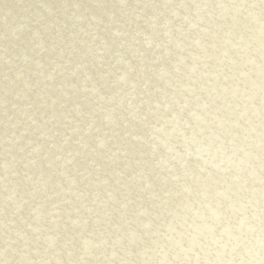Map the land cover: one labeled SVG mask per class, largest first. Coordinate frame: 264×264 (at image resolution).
Listing matches in <instances>:
<instances>
[{"label":"rangeland","instance_id":"374dc122","mask_svg":"<svg viewBox=\"0 0 264 264\" xmlns=\"http://www.w3.org/2000/svg\"><path fill=\"white\" fill-rule=\"evenodd\" d=\"M0 264H264V0H0Z\"/></svg>","mask_w":264,"mask_h":264},{"label":"bare ground","instance_id":"6f19581e","mask_svg":"<svg viewBox=\"0 0 264 264\" xmlns=\"http://www.w3.org/2000/svg\"><path fill=\"white\" fill-rule=\"evenodd\" d=\"M161 8H162V7H161ZM173 8H175L174 5H168V7L166 6V7H163L162 9H163V10H167V11H169V9L172 10ZM146 18H147V17H146ZM67 22H68V21H67ZM62 23H63V22H61L60 24H62ZM68 23H69V22H68ZM63 24H64V23H63ZM161 31H162V29H161ZM158 32H159V30H158ZM155 35H156V34H155ZM158 37H159V36H158ZM158 37H157V38H158ZM189 44H190V42H189ZM126 55H127V53L125 52L124 55H123V57H127V60H128V61L131 60V59L133 58L132 55H127V56H126ZM101 67L103 68V65H102ZM99 69H101V68H99ZM97 72H98V70H97ZM120 90H121V89H120ZM121 93H123V92L121 91ZM140 95L143 96V98H142L143 100L145 99V100L147 101V97H148V96H147L146 92H142V90H141L140 92H138V94H136V97H135V98H137V97L139 98ZM135 98H134V99H135ZM133 103H136V102L134 101ZM155 129L158 131L157 128H155ZM36 130H37V129H36ZM39 130H40V129H39ZM156 130H152V131H151V135L157 133ZM145 135H146V134H145ZM133 145H135V143H133ZM133 145H132V146H133ZM67 219H68V217H67ZM134 235H135V234H131L132 237H133Z\"/></svg>","mask_w":264,"mask_h":264}]
</instances>
